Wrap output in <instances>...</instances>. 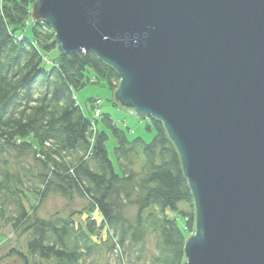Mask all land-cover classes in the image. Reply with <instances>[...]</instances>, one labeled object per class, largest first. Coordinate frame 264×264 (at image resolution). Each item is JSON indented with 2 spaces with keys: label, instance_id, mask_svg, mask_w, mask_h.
I'll list each match as a JSON object with an SVG mask.
<instances>
[{
  "label": "water",
  "instance_id": "water-1",
  "mask_svg": "<svg viewBox=\"0 0 264 264\" xmlns=\"http://www.w3.org/2000/svg\"><path fill=\"white\" fill-rule=\"evenodd\" d=\"M31 19L163 125L193 199L183 264H264V0H38Z\"/></svg>",
  "mask_w": 264,
  "mask_h": 264
},
{
  "label": "trees",
  "instance_id": "trees-1",
  "mask_svg": "<svg viewBox=\"0 0 264 264\" xmlns=\"http://www.w3.org/2000/svg\"><path fill=\"white\" fill-rule=\"evenodd\" d=\"M37 1L0 0V233L8 227L25 237L8 256L21 264H100L102 254H113L125 264L129 254L147 264H183L193 199L163 125L149 118L155 136L129 141L99 98L88 99L87 118L74 92L102 83L113 93L119 77L93 54L59 55L51 28L31 19ZM28 194L38 204L50 195L84 204L41 219L27 211ZM132 207L131 221L125 214Z\"/></svg>",
  "mask_w": 264,
  "mask_h": 264
},
{
  "label": "rangeland",
  "instance_id": "rangeland-1",
  "mask_svg": "<svg viewBox=\"0 0 264 264\" xmlns=\"http://www.w3.org/2000/svg\"><path fill=\"white\" fill-rule=\"evenodd\" d=\"M30 35V31H25L24 35ZM77 104L82 108L84 114L87 118L92 120V109L88 105V99L99 98L101 101V109L106 113H109L114 124L118 126L119 129H122L129 141L139 138L143 142L148 143L154 136L155 130L151 126L150 120H141L138 119L134 114H131L125 110L120 109L118 106H112L110 101L113 99V93L107 89L102 83L87 84L84 88L79 91L74 92ZM99 129H103L100 123L97 124ZM149 127V130L147 129ZM116 146L115 139L110 133H108V141L105 144L106 151L109 159L112 161L113 165L116 167V160L114 157L113 150ZM11 170L14 172V169L17 166L14 164L11 165ZM84 201L80 199H75L72 202L66 201L60 196L50 195L43 203L38 204L36 197L28 194L26 198L25 207L28 212L32 213L33 209H36L34 214L41 219H48L56 213H60L62 216H67L70 213L76 212L82 209ZM181 209H185L184 204L180 205ZM136 213V208H129L126 211V217L129 220H133ZM97 217V215H93ZM171 217H175L171 215ZM177 225L182 228L183 220L182 218H177ZM187 238L192 235V233H185ZM25 237L19 235L18 233L13 232L10 228H5L0 233V264H21L14 257L8 256L9 251L12 248H15L17 245L24 244ZM147 249L152 252L153 241L149 237L147 241ZM129 255V254H128ZM127 254H123L125 264H147L145 261L138 262L136 261V255L134 257H129ZM52 264V263H50ZM100 264H121L113 254H102Z\"/></svg>",
  "mask_w": 264,
  "mask_h": 264
},
{
  "label": "built area",
  "instance_id": "built-area-1",
  "mask_svg": "<svg viewBox=\"0 0 264 264\" xmlns=\"http://www.w3.org/2000/svg\"><path fill=\"white\" fill-rule=\"evenodd\" d=\"M94 105H96V106L100 105V101L99 100H96L95 103H94ZM99 115H100L99 110H95L94 116L95 117H99Z\"/></svg>",
  "mask_w": 264,
  "mask_h": 264
},
{
  "label": "bare ground",
  "instance_id": "bare-ground-1",
  "mask_svg": "<svg viewBox=\"0 0 264 264\" xmlns=\"http://www.w3.org/2000/svg\"><path fill=\"white\" fill-rule=\"evenodd\" d=\"M194 215H195V213H194Z\"/></svg>",
  "mask_w": 264,
  "mask_h": 264
},
{
  "label": "crops",
  "instance_id": "crops-1",
  "mask_svg": "<svg viewBox=\"0 0 264 264\" xmlns=\"http://www.w3.org/2000/svg\"><path fill=\"white\" fill-rule=\"evenodd\" d=\"M91 98V97H90ZM98 98V97H97Z\"/></svg>",
  "mask_w": 264,
  "mask_h": 264
}]
</instances>
